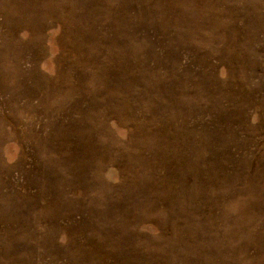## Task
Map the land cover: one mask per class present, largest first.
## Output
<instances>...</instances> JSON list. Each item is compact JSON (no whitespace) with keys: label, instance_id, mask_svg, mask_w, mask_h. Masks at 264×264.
<instances>
[{"label":"rangeland","instance_id":"374dc122","mask_svg":"<svg viewBox=\"0 0 264 264\" xmlns=\"http://www.w3.org/2000/svg\"><path fill=\"white\" fill-rule=\"evenodd\" d=\"M0 264H264V0H0Z\"/></svg>","mask_w":264,"mask_h":264}]
</instances>
